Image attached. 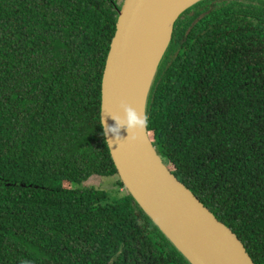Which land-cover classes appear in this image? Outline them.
I'll use <instances>...</instances> for the list:
<instances>
[{
	"label": "trees",
	"instance_id": "1",
	"mask_svg": "<svg viewBox=\"0 0 264 264\" xmlns=\"http://www.w3.org/2000/svg\"><path fill=\"white\" fill-rule=\"evenodd\" d=\"M123 1L0 0V264H190L128 192L82 185L118 176L100 106ZM146 126L264 264V0H199L178 16Z\"/></svg>",
	"mask_w": 264,
	"mask_h": 264
},
{
	"label": "water",
	"instance_id": "2",
	"mask_svg": "<svg viewBox=\"0 0 264 264\" xmlns=\"http://www.w3.org/2000/svg\"><path fill=\"white\" fill-rule=\"evenodd\" d=\"M164 1L124 0L118 10L101 79V124L114 126L112 117L123 118L124 106H130L145 126L134 132L121 128L120 137L109 134L106 143L124 188L190 264H254L243 243L169 170L149 139L146 103L167 46L143 96L137 94L134 76L142 36ZM197 1H178L171 32L178 16Z\"/></svg>",
	"mask_w": 264,
	"mask_h": 264
},
{
	"label": "bare ground",
	"instance_id": "3",
	"mask_svg": "<svg viewBox=\"0 0 264 264\" xmlns=\"http://www.w3.org/2000/svg\"><path fill=\"white\" fill-rule=\"evenodd\" d=\"M178 1H164L149 21L142 36L134 76L139 96H143L157 61L168 44L171 33V18L178 7ZM187 1L192 2L194 0Z\"/></svg>",
	"mask_w": 264,
	"mask_h": 264
},
{
	"label": "clouds",
	"instance_id": "4",
	"mask_svg": "<svg viewBox=\"0 0 264 264\" xmlns=\"http://www.w3.org/2000/svg\"><path fill=\"white\" fill-rule=\"evenodd\" d=\"M124 116L123 118L118 116H113L115 121L114 126H104L103 134L108 137L111 134L115 140L120 137V129L126 128L128 131L143 130L145 126V121L142 116H139L130 106H124L123 108ZM109 141V140H108Z\"/></svg>",
	"mask_w": 264,
	"mask_h": 264
},
{
	"label": "rangeland",
	"instance_id": "5",
	"mask_svg": "<svg viewBox=\"0 0 264 264\" xmlns=\"http://www.w3.org/2000/svg\"><path fill=\"white\" fill-rule=\"evenodd\" d=\"M118 176H99L94 175L89 177L82 183L84 186H94L104 188L110 196H120L127 192L124 187L117 184Z\"/></svg>",
	"mask_w": 264,
	"mask_h": 264
}]
</instances>
